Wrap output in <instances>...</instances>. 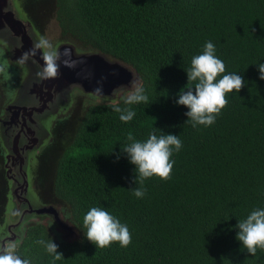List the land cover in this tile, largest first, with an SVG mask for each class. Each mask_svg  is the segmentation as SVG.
I'll return each instance as SVG.
<instances>
[{
	"label": "trees",
	"instance_id": "1",
	"mask_svg": "<svg viewBox=\"0 0 264 264\" xmlns=\"http://www.w3.org/2000/svg\"><path fill=\"white\" fill-rule=\"evenodd\" d=\"M24 5L37 29L42 19L36 15L45 13L62 36L131 65L149 102L133 105L137 114L128 123L110 107L122 105L123 98L84 108L79 100L57 119L38 154L34 183L41 187L40 199L60 206L80 235L66 241L52 223H29L13 246L16 254L31 264H264V250L252 256L241 248L234 228L264 206V80L255 64L264 60V0H24ZM209 40L226 70L240 72L247 83L227 94L214 124L193 127L185 122L187 108L174 101L182 87L194 84L185 69ZM6 75L0 71V89ZM156 126L179 135L183 147L172 157L170 177L146 179L145 195L137 198L135 166L110 152H120L129 134L145 139ZM4 155L1 146L2 161ZM9 186L0 161V231L8 221ZM93 206L128 225L127 247L113 242L97 248L87 240L83 216ZM50 236L63 253L59 260L35 243Z\"/></svg>",
	"mask_w": 264,
	"mask_h": 264
},
{
	"label": "clouds",
	"instance_id": "2",
	"mask_svg": "<svg viewBox=\"0 0 264 264\" xmlns=\"http://www.w3.org/2000/svg\"><path fill=\"white\" fill-rule=\"evenodd\" d=\"M37 49H51L43 54L45 77L57 75V57L55 49L50 42L43 37L35 44ZM62 55L66 57L64 64L68 67L74 66L71 60L72 50L65 48ZM264 60L255 63L258 67L259 78L264 80ZM188 82H194L190 87H182L177 93L175 103L187 108L185 115L186 123L193 127L203 125L211 126L215 123L217 116L227 105V94L240 92L247 81L237 71H227L225 62L217 55L216 45L206 41L200 54L194 55L190 67L185 69ZM98 88L97 92L102 93ZM149 102V95L144 86L137 85L129 94L123 97V104H112V110L119 114L123 123L131 122L136 117V111L132 107ZM160 127L152 129L145 139H137L129 134L126 142L121 143L120 152L114 150L110 153L115 155L116 160L126 156L128 161L135 166L133 193L137 198H143L146 189L143 188L144 181L153 176L168 179L172 172L175 160L174 153L181 151L183 142L179 135L165 131ZM139 185V186H137ZM83 225L86 229L84 236L97 248L110 247L113 242H118L120 247H127L132 242L129 227L121 219L104 207L93 206L83 216ZM236 239L241 248L252 256L258 250H264V206L253 208L244 219H238L234 225ZM44 252L54 260L61 258L62 252L58 251L59 245L53 237L40 238L35 241ZM0 264H31V260L16 254L14 247L0 249Z\"/></svg>",
	"mask_w": 264,
	"mask_h": 264
},
{
	"label": "rangeland",
	"instance_id": "3",
	"mask_svg": "<svg viewBox=\"0 0 264 264\" xmlns=\"http://www.w3.org/2000/svg\"><path fill=\"white\" fill-rule=\"evenodd\" d=\"M20 2H23V0H16V3H20ZM10 3H12V0H10ZM10 8L12 10H14L12 4H11ZM36 16L38 17V19H42L39 26L41 29H43V32H44L43 34L45 35L43 38L48 40L53 47V45L57 41H60V39L62 37L59 26L57 25L56 21H52L50 24H48L46 22V20L44 19V18H46L45 13L44 14L42 13L41 15L38 13ZM63 38H67V37L63 36ZM75 44L77 46H79L78 43L75 42ZM79 49H78V51L82 52V53L100 54L106 58L105 60L109 64L116 65V63H117L119 66L122 65L121 62L117 61V58L112 57L111 55H108V54L105 55V53H102L100 51L90 50L87 48H81L80 46H79ZM44 50L50 51L51 49L44 48ZM0 59H1V61H5V55L2 54L0 56ZM127 65L129 66V69L134 72V74L132 75V77L130 78V80L128 82L120 83V84L116 85L114 88H112L111 90L105 91L103 89L102 93L97 92V89L101 88L102 84L97 85L96 89L94 91H91V90L88 91L86 89V87L83 86V84L77 83V85L76 84L74 85L75 89L72 90L71 93H69L68 91L61 92V96L59 97L60 100H63L64 103H68V104L70 102L69 99L70 98L73 99L74 104L71 106V109L69 110L70 105L69 106L67 105L68 111L65 110V112L62 113L63 111L61 110L62 109V107H61V108H59V110H54L52 113L56 114L59 118H62L71 112L73 106H75L76 102H78L79 100L81 102L82 108L86 107L87 105H89L91 103L119 102L124 96H126L132 90H134L135 86L141 84V80H140L138 74L136 73V70L131 65H129V64H127ZM0 71L7 73L6 79L8 81V82H6V81L3 82V93H4L3 97H5V98H3V103L9 102V103L14 104L15 99H10L9 96L7 95V93L9 91L12 95H14L16 93L14 90L15 87L19 86L22 83V81L24 79V75H26V74L28 75V71H27V73L21 74L18 72V70L13 65L8 64V63L3 64L1 66ZM29 84H30V82L25 80L22 83L21 89L17 90L19 92L23 91L21 93V95L25 98L28 95V89L30 88ZM5 85L8 86V89L5 88ZM3 103L1 102L2 105H3ZM13 113H14V111L9 110L7 115H5L3 117V120H7V121L1 123L2 125L0 124V130L2 131V135H3V137H5L6 139L9 140L10 147L13 146L12 145L13 138L17 134V132L19 131L20 125L22 123V120L20 118H18L17 116L15 117L14 121H12ZM43 116H44L43 114H39L37 111H35L34 119H36L37 122L36 123H29L28 122L27 125L25 126V128L21 131V136L19 138H17L15 148L21 155H23L24 164H22V169L24 171H26V160H25V155L23 153V144L28 145L33 150H35V152L37 154H39L41 152L42 148L44 147L43 145H45L48 142L49 137H51V136H48L49 134L47 135V133L44 130V127H41L42 125H44ZM50 117H51V115L49 117H47L46 119H49ZM49 127L51 130L52 126H50V123H49ZM45 137H46V139H45ZM44 139H45V141H44ZM42 142H44V144H42ZM1 143H2V140L0 138V144ZM35 152H33V154H32V158H31L32 164H29V167L32 169H33V167H34V169L36 168L37 164H35V163L38 161V159L35 160L36 159ZM1 166L4 167V164H1ZM20 167H21V164H18L17 161H13L12 159H10V161L8 162V165H7V173H9V175L12 176L15 173L19 172ZM9 178L11 179V177H9ZM31 187H32V189H31L30 193H31L32 197L39 200V195L41 194V192H40L41 187L38 188L37 190L35 189L33 184H31ZM12 194H13V192H12ZM35 203L37 205H40V203L37 201H35ZM24 204L26 205L27 203H24ZM22 206H24V205H21V202L16 200V196L11 195V197L9 198V201H8V206H7L6 221L8 219L7 225L8 224L14 225V228H12L11 230H8L7 225L5 226V230H3L2 234L0 235V249H3L6 246L7 247H13L15 244L19 243L20 240L23 238V235L25 233V229H26L27 225L29 223H35V222H43V223H46L49 225L52 223L53 229L55 230L56 234L59 237H67V238H71V239L79 237V232L76 230V228L74 227L73 224L63 222L64 220L62 221V223H64V225L60 224V222L58 220H56V218H55L56 216H54V214H51V213L36 214L34 212L33 213L26 212L25 213V211H24V217L22 218L21 213L24 210V207L22 208ZM59 212H60L61 216H64V213L60 208H59ZM27 213H28V215H27Z\"/></svg>",
	"mask_w": 264,
	"mask_h": 264
},
{
	"label": "water",
	"instance_id": "4",
	"mask_svg": "<svg viewBox=\"0 0 264 264\" xmlns=\"http://www.w3.org/2000/svg\"><path fill=\"white\" fill-rule=\"evenodd\" d=\"M12 1H15V0H12ZM20 3H22L24 5V0H23V2H20ZM10 6H11L10 0H0V28L2 27V25L7 26L10 28V30H12V34L18 35L19 33L16 30L18 28L22 27V28H25V34L27 36L28 29L31 26L30 25L31 20L29 22V21H26L25 19L21 20V19L16 18L14 10H12L10 8ZM9 23H11V24H9ZM31 24H32V22H31ZM27 27H28V29H26ZM34 27L38 28L36 25ZM66 43L70 44V45L73 44L75 47H77V52H79L78 51L79 47L75 43H72V42H66ZM65 48H69V47H64L62 50H64ZM34 51L41 52L42 49L36 48ZM29 53H30V51L28 52V54ZM20 54H22V52ZM61 55L60 56L58 55L59 58L57 59V65H58L57 75L55 77H45V76L41 77V79L44 78L45 80H47L46 83L48 84L49 88L55 86V88L57 87L58 89H61L62 85L63 86H65L66 84H76L77 85V83H80V84H83V86H85L88 91H90V90L94 91L96 89L97 85L102 84V89H104L106 91V90H111L112 88H114L116 85H118L120 83L128 82L130 80V78L132 77V75L134 74V72L129 69V66L127 65V63L117 59V61L121 62V64H122L121 66H119L117 63H116V65L109 64L105 60L106 59L105 57H103L102 55L97 54V53H74V51H72L71 60L74 62V66H72V67H68L64 64V59H66V57H64L63 55L61 56ZM20 57H21V55H18L17 51H15L13 53L11 52V59L12 60H19ZM39 60L45 65V61H44L43 57H40ZM29 71H28V75L27 74L24 75V79H23L22 83L25 80L30 82V84H29L30 88L28 89V92L30 91V89H32L35 94H38L39 93V85L41 84L42 81L41 80L40 81L35 80L32 76L29 75L30 74ZM18 72L21 74L27 73V71H24V72L18 71ZM42 72H44V68H43ZM136 73L138 74V76L141 80L139 73L137 71H136ZM50 81H51V83H50ZM22 83L19 86L15 87L14 90L16 93L14 95H12L9 91V98L15 99V100L19 99L18 101H20L21 104L26 103L25 99L29 95V93H28V95L25 98L21 95V93L23 91H21V92L17 91V90L21 89ZM27 103H29V102H27ZM11 107H13V106H9V110L11 109ZM20 111H26V109H22V106H18L17 112L20 113ZM50 126H52V125H50ZM47 128H48V132H49V135L48 134L47 135L50 136L51 135L50 127L48 126ZM0 138L2 140L3 146L5 147L4 160L2 161L0 159V161H1V164H4V167L6 168V173H7V165H8V162L10 161V159H12L13 161H17L21 158L23 159V155H21L16 150L15 145L10 147L9 140L6 139L5 137H3L2 133H0ZM17 138H18V135L15 136V138H14L15 144L17 142ZM45 139H46V137H45ZM45 139H44V141H45ZM50 139H51V137H49L48 141ZM5 142H6V144H5ZM47 143L43 146L45 147L47 145ZM42 144H44V142H42ZM15 157H16V159H14ZM23 161H24V159H23ZM26 161H28V160H26ZM35 164H38V161ZM27 165L28 164H26V166ZM35 169L33 167L31 179H28V177L25 176V178L27 177L28 182L26 183V185L24 187L18 188V183L22 182V178L18 177L15 179L14 183H16V184L14 186H12V191H10L9 198L11 197V195L16 196V200L20 201L21 205H24V206H22V208L27 207L25 209V213L26 212H28V213L34 212L36 214L51 213V214H54V216H56L55 218H56V220H58L60 222V224L64 225V223H62L63 220H64L63 222L73 224L71 221L66 219L64 216H61V214L59 212V208L61 209L60 206L55 205V204L45 203L40 199V197H39V200L32 197V195L30 193L31 189H32L31 184H33L35 189L37 190V187L35 186V183H34V181H35ZM26 170H27V167H26ZM7 174H9V173H7ZM9 190H10V188H9ZM12 192H13V194H12ZM9 198H8V201H9ZM35 201L39 202L40 205H37L35 203ZM24 203H27V204L25 205ZM28 213H27V215H28ZM7 223L5 224V226L7 225ZM74 227L79 232V230L77 229V227L75 225H74ZM2 231H3V228L1 229L0 234H2ZM79 235H80V232H79ZM61 238L63 240H66V241H73V240L77 239L78 237H76L74 239L67 238V237H61Z\"/></svg>",
	"mask_w": 264,
	"mask_h": 264
},
{
	"label": "flooded vegetation",
	"instance_id": "5",
	"mask_svg": "<svg viewBox=\"0 0 264 264\" xmlns=\"http://www.w3.org/2000/svg\"><path fill=\"white\" fill-rule=\"evenodd\" d=\"M11 4L13 5V9H14V13H15L16 18L21 19V20L25 19L26 21L30 22L31 18L28 16V9H26L25 5H23L22 3H16V0L12 1ZM53 20H55V19L51 18L49 20H46V22L48 24H50ZM31 22H30V25H31L30 28L29 29H28V27L26 28V29H28L27 36L25 34V28H22V27H20L16 30L19 33L18 35L12 34V30H10V28L7 26L2 25V27L0 28V56L2 54L5 55V61H1V59H0V65L1 64L2 65L7 64V63L12 64L20 72L30 70L29 71L30 76H32L35 80H39V81L41 80L42 81L41 84L39 85V93L35 94L33 92V90L30 89V91L28 92L29 95L25 99L26 103H22V104L20 101H18L19 99H16L14 101V104L9 103V102L3 103V98H5V97H3L4 96L3 89H0V93L2 95L1 100H0V110H1L0 111V114H1L0 115V124L7 121V120H3V117L5 115H7V113L9 112V106H13L10 109V110L14 111L13 116H12V121H14L16 116L22 120V123L20 125V129L17 132V134L15 135V136L18 135V138L21 136V131L25 128V126L27 125L28 122L29 123H36L37 122V120L34 119L35 111H37L39 114L44 115L43 116L44 125H42L41 127H44L45 132L47 134H49L48 128H47L49 126V123H50V125L53 126V124L57 121V119H59V117L52 112L54 110H59V108L62 107L61 110L63 111L62 113H64L65 110L68 111L69 105H70V107H69V110H70L71 106L74 104V100L71 98L69 99L70 102L68 104V103H64L63 100H60L59 97L61 96V92L68 91L69 93H71V91L75 89V87H74L75 84H66L65 86L62 85L61 89H58L57 87L55 88V86L49 88L48 84L46 83L47 80H45L44 78L41 79V77H44L42 71H43V68H45V65L39 59H40V57H43V54L46 51L44 49H42L41 52H36L34 50L36 49L35 44L39 41V39L41 37H44L45 35L43 34L44 33L43 29H37L36 27H34L35 24L32 22V24H33L32 25ZM9 24H11V23H9ZM66 42H72V43L76 42L77 43V41L72 39V38H69V37L63 38V36H62L60 41H57L53 45L52 49H55V51L57 52V54L59 56L63 53L64 50H62V49L64 47H69L72 51H74V53H82V52H77V47H75L73 44L70 45V44H67ZM79 46L81 48H84L81 45H79ZM15 51H17L18 55H21L19 60H12L11 59V52L13 53ZM29 51H30V53L28 54ZM21 52H22V54H20ZM59 56L57 57V59L59 58ZM50 83H51V81H50ZM7 95L9 96V92L7 93ZM1 102L3 103V105L1 104ZM27 102H29V103H27ZM18 106H22V109H26V111H20V113H18L17 112ZM50 115H51V117L49 119H46ZM0 133H2L1 130H0ZM15 136H14V138H15ZM14 138H13L12 145H15ZM5 144H6V142H5ZM1 146H3V143L0 144V148H1ZM3 148L5 149L4 146H3ZM33 152H35V150H33L28 145L23 144V153L25 155V160H28V161H26V164H28L26 166L27 170L24 171L22 169V164H24V161L21 158L22 160L21 159L17 160L18 164H21V168H20L19 172L15 173L12 176L6 173L7 178L9 180L10 191H12V186H14L16 184V183H14L16 178H18V177L22 178V182L18 183V188L24 187L26 185V183L28 182L27 177H28V179L32 178V168L29 167V164H32L31 158H32ZM35 154H36L35 160H37L38 154L36 152H35ZM14 159H16V157ZM25 176H27V177L25 178ZM9 177H11V179ZM24 211H25V208L21 213L22 218L24 216ZM4 226H3V230H5ZM7 228H8V230H11L12 228H14V225L8 224Z\"/></svg>",
	"mask_w": 264,
	"mask_h": 264
}]
</instances>
